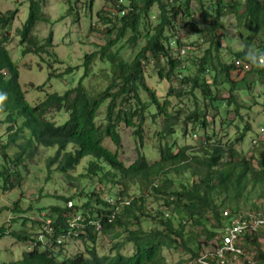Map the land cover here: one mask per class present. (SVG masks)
<instances>
[{"label": "trees", "instance_id": "trees-1", "mask_svg": "<svg viewBox=\"0 0 264 264\" xmlns=\"http://www.w3.org/2000/svg\"><path fill=\"white\" fill-rule=\"evenodd\" d=\"M27 2L26 20L16 32L21 55L46 54L53 58L51 64L59 63L56 55L50 52L51 31L42 45L33 38V29L43 15L38 0ZM107 2V12L100 10L98 14L100 21L111 25L106 28L107 42L85 55L82 66L83 77H86L94 59L108 63L111 70L108 86L90 96L79 81L62 94L45 91L43 99L33 105L25 101L17 67L4 48L8 41L5 31L17 11L0 12V126H4L0 133V195L20 187L19 168L26 169V159L40 148H54L53 156L45 164L48 169L54 167L60 173L72 171L84 158H91L80 177H94L96 181L92 191L75 194L86 196L84 204L57 196L64 200V207L35 210L36 215L49 213L54 239L65 235V216H80L82 222L76 236L65 239L67 242L42 244L35 236L29 238L27 230L10 232L9 225L16 219L27 229L28 225L32 230L40 225L26 217L19 201L11 204L10 209L0 207V213L6 210L13 216L8 226H0V238L9 236L28 242L20 260L11 264H172L166 262L163 254L171 250L187 256L175 264H197L194 261L208 253L205 261L214 263L213 250L221 243L223 229L241 214L242 209L258 218L259 214L264 217V139H255L247 155L236 148V143L251 132L247 122L239 132L230 135L224 130V136L222 132L217 135L206 131L212 124H208L204 113L210 110L216 115L219 111L227 114L233 107L235 116L241 117V109L251 111L245 98L252 95L256 84L263 98L260 108L264 107V0ZM153 8L156 9L154 13ZM195 14L199 19L194 20ZM74 15L75 21L77 13ZM152 16L156 17L154 26L149 24ZM177 17L185 33L206 40L205 50L194 54V48L189 46L186 58L178 54L182 44L175 38ZM227 17L234 20L236 38L242 44L237 50L221 44L224 36L219 32ZM126 34L130 48H137L130 60L122 59L119 49L111 50ZM141 39L144 44L139 46L137 42ZM51 64L48 65L50 70ZM147 68L153 70L159 81H166L164 98H158L145 84L143 74ZM72 70L67 68L64 72ZM60 76L52 70L48 80ZM43 86L33 89L42 90ZM185 96L190 106L183 104ZM171 98L177 99L179 104L173 105ZM104 103L101 127L96 119ZM51 111L56 115L67 114L65 121L57 124L47 118ZM148 119L154 124L158 120L159 130L154 132L158 159L149 162L142 150L135 161L125 167L117 152L103 147L102 139L108 138L119 147L118 125L122 123L135 128L133 135L143 149L142 125ZM224 119L221 117V125ZM188 124L192 125V130L198 128L202 136L197 147L179 144L174 138L179 128L180 139H183ZM110 186L114 188L113 196L109 195ZM149 199L156 206L147 209ZM68 202L71 208L67 207ZM247 204L249 208H244ZM28 209L31 211V207ZM225 211L227 216L223 215ZM143 223L148 229L142 228ZM260 232L264 233V225L239 235L237 244L244 257L238 258L235 264H264V250L258 244ZM99 235H106L109 241L115 242L111 247L115 251L113 256L97 255ZM79 244L84 252H68ZM124 248H129L130 253L121 254ZM247 253H251L253 262H247Z\"/></svg>", "mask_w": 264, "mask_h": 264}, {"label": "rangeland", "instance_id": "rangeland-1", "mask_svg": "<svg viewBox=\"0 0 264 264\" xmlns=\"http://www.w3.org/2000/svg\"><path fill=\"white\" fill-rule=\"evenodd\" d=\"M41 8V13L43 19H40L32 32L33 38L38 42V45L44 44V39L47 37L49 31L52 32V48L50 52L56 55L59 63H52L53 58L48 57L46 54L41 56H35L33 54L21 55L22 47L19 45V37L17 36V30L21 28L26 20L28 13V2L27 0H0V12H6L10 10H16L17 14L11 23V26L5 31L8 37V41L4 44V48L7 51L11 61L17 67L18 70V83L24 93L25 101L33 105L34 103L43 99L45 91L52 93L56 92L62 94L66 90H70L75 87L76 84L81 81L82 86L86 91L89 92L90 96H94L97 93L103 91L110 83L111 70L109 69V64L101 62L98 58L94 59L88 76L83 77L84 69L82 66L83 59L85 55L97 51L98 48L105 45L107 42L106 28L111 25H106L105 22L100 21L98 14L100 10L107 12L108 10V0H38ZM194 7V2L191 3ZM70 9V13H68ZM156 9L153 8V13ZM77 13V17L74 21V14ZM107 17V16H106ZM155 16L150 17V26L155 25ZM199 19V15L195 14L194 20ZM177 30L175 33V38H178L182 44L181 49H186L192 46L193 53L199 54L206 49L207 43L203 37H198L185 33L181 29L180 17L176 19ZM143 30V28H141ZM224 36L222 38L221 44L223 46L229 45L232 50H237L241 47V43L237 40L236 29L234 20L231 17H227L223 20L222 30L219 32ZM129 35L126 34L122 39H120L114 47L111 48L112 51L119 49V55L124 60L132 59L133 55L136 54L137 48H130L127 43ZM114 39V36L111 37ZM228 38V39H227ZM139 46L144 44V40L141 39L137 42ZM180 49V50H181ZM180 50L178 54L181 57L186 58L185 54L181 55ZM190 53V52H189ZM178 56L177 52L174 53ZM175 55V56H176ZM192 56V54L190 55ZM41 57V59H40ZM44 60V61H43ZM51 64V69L55 70L57 74H61L59 78H49L52 70L49 69L48 65ZM150 67V66H149ZM72 68L71 72L65 73V69ZM153 71V70H152ZM150 68L144 71L143 78L145 84L154 90L156 96L160 99L165 97L166 81H159L153 74ZM48 80V81H47ZM42 90H34V86L43 85ZM176 86V83H173ZM259 85H255L252 90V95L245 98L250 106V110H245L244 108L239 111L241 117L235 116L233 113L234 108H231L229 113L224 114L222 111L217 112V115L213 111L208 110L205 116L206 121L209 125L207 132H214L217 135L224 136V130L229 132L230 135L235 132H239L243 127L244 123H248L251 127V132L247 133L244 140L236 143V148L239 151L246 152L248 155L249 149L254 144L255 139H264V136L260 134V129L264 127V107H261L263 103V98L261 97V91L259 90ZM225 94H223L224 96ZM188 96L182 99L185 106H190L189 102L186 100ZM255 97V98H254ZM173 105L179 104L177 99L171 98ZM257 104V105H256ZM182 106V104H181ZM106 103H104L98 111L96 124L98 126H103L104 124V113H105ZM67 117V114L56 115L54 112H49L47 118L52 119L57 122V124H62ZM221 117L224 119V124L221 125ZM240 118V120H239ZM160 123V121H159ZM237 126V129L235 128ZM4 126H0V133L3 132ZM134 127H126L124 124L118 125V133L120 136V146L115 147L108 138H103L102 145L112 153H118V159L124 164L125 167L131 165L138 152H142L145 158L149 162H154L158 159L157 149L155 147L154 132L159 130L158 120L154 124L149 119L145 121L142 125L143 131V149L139 146V139L133 135ZM187 131L185 137L180 139L181 131L179 128L175 130L174 138L178 139V143L182 145H187L191 147H197L202 141V136H200L199 129L192 130V125H187L184 129ZM257 134V135H256ZM238 137V136H237ZM225 141L226 139H222ZM54 148L49 149H37L30 159H26L27 168H19V173L22 176V182L20 187L15 188L12 191L3 193L0 195V207L11 208V204L19 201L20 208L26 211L27 216L31 219L41 217L42 215L35 216V210L40 209L43 211H49L50 207H64V200L58 198L66 197L71 198L75 204H84L87 200L86 196H75V194H80V191L88 193L92 191L96 183L94 177L92 179H86L80 174H84L86 163L91 160V158H84L81 163L72 171L66 173H60L54 167L48 169L46 167V161L49 157L53 156ZM174 178V176H171ZM190 180V179H187ZM111 192L109 195H114V188L110 186ZM133 190V188H131ZM57 197V198H56ZM112 200H114L112 198ZM152 200H148V208L156 206V204L151 203ZM257 202L255 201V204ZM31 207L30 209H28ZM242 208V207H241ZM244 208H249V204L244 206ZM9 212L3 210L0 213V226H8L9 222L13 219V216L8 214ZM46 213V212H45ZM44 214V213H43ZM46 218L47 215H44ZM248 216L250 218H255V214L252 212H247V209H242L241 214L237 215L236 218L245 219ZM262 214H259L261 218ZM11 218L8 222L7 220ZM264 218V217H263ZM37 220V219H34ZM10 232H20L21 230H28L30 233L36 231L28 229L26 226H22L20 219H16L15 223H10ZM26 228V229H25ZM143 229H148L146 223L142 224ZM31 236V235H30ZM106 235H99L96 253L99 257H109L113 256L115 251L111 249L114 241H109ZM214 244V243H213ZM259 248L264 250V233H259L258 238ZM28 242H22L16 239H12L9 236L0 238V264H11L13 261H19L22 252L27 250ZM76 248V249H75ZM71 250L69 253L75 254L76 252H84L82 245H78ZM130 249L124 248L121 250V254L127 255L130 253ZM165 260L168 263L175 264L182 258L185 259L187 256H182L179 252L174 251H163ZM246 260L248 262H253L251 258V253H247ZM241 262V260H240ZM239 262V263H240Z\"/></svg>", "mask_w": 264, "mask_h": 264}, {"label": "built area", "instance_id": "built-area-1", "mask_svg": "<svg viewBox=\"0 0 264 264\" xmlns=\"http://www.w3.org/2000/svg\"><path fill=\"white\" fill-rule=\"evenodd\" d=\"M119 3L122 0H117ZM186 49H181L180 50V54L183 55L185 54ZM262 60L259 59V62H261ZM261 133L264 134V129L261 130ZM67 207L71 208V203H67ZM224 216H227V212H223ZM255 218H250V216H248L245 219H241V218H235L228 227H225L223 229V234H222V238H221V243L220 245L213 250V252L215 251V256H212L215 258L214 263L212 262H207L205 261V258L209 255L205 254V255H201L200 258H198L197 260H195L194 262H196L197 264H235L238 262V258L240 257H244L242 248L239 247V245L237 244L238 237L239 235L244 232V231H254L256 230L257 227H259L260 225H264V218H258L256 216H254ZM65 224H66V230H65V235L63 234L62 236H60L59 238H57V244L61 245L67 241H65V239H71L72 236H76V230L79 228L81 222H82V218L78 215H72L70 216H65ZM50 229L47 228V233H50ZM38 241H42L43 237L39 236L37 238ZM226 255H228V257L226 258ZM248 262V261H247ZM187 264H193V262H188Z\"/></svg>", "mask_w": 264, "mask_h": 264}, {"label": "clouds", "instance_id": "clouds-1", "mask_svg": "<svg viewBox=\"0 0 264 264\" xmlns=\"http://www.w3.org/2000/svg\"><path fill=\"white\" fill-rule=\"evenodd\" d=\"M186 50H188V48H186ZM260 132H261V129H260ZM261 134L264 135L263 133H261ZM43 213L41 214L42 215L41 217H37V218H33V219H31L29 216H26L31 221H36V222H38L40 224L39 226H35L36 227V231L34 233H30L27 230V234H29V238H31L33 236H35V239H37L39 236L43 237V240L41 241L42 244H56V245H59V244H57V238H59V236L56 239L53 238L54 228L51 225L50 220L48 219V217L46 218L44 216V215L49 216V213L48 212H46V213L43 212ZM35 216H38V215L35 214ZM34 219H37V220H34ZM10 220H11V218H9L7 221H10ZM63 221H64V224H65V220H63ZM65 226H66V224H65ZM47 228H49L51 230L50 233H47ZM9 231H11L10 227H9ZM12 239H14V238L12 237ZM68 245H70V244L68 243Z\"/></svg>", "mask_w": 264, "mask_h": 264}]
</instances>
